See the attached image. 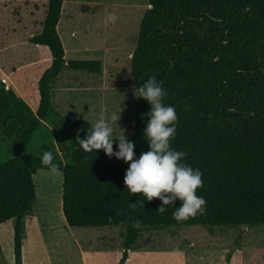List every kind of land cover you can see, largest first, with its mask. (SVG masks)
I'll list each match as a JSON object with an SVG mask.
<instances>
[{
    "label": "trees",
    "instance_id": "trees-1",
    "mask_svg": "<svg viewBox=\"0 0 264 264\" xmlns=\"http://www.w3.org/2000/svg\"><path fill=\"white\" fill-rule=\"evenodd\" d=\"M25 6L16 10V18ZM62 6L63 0H47L43 19L26 34L34 53L46 59L35 89L26 91L36 103L35 113L14 87L0 86V134L11 149V157L0 163V225L14 223V264H23L24 219L37 199L33 175L48 170L41 164L42 155L28 152L27 146L42 121L56 114L53 83L66 69L95 74L102 69L100 61L65 59L57 30ZM6 39L1 26L0 49ZM27 69L13 74L17 83L27 81ZM130 69L136 88L152 75L163 81L164 103L174 106L178 117L170 145L186 152L184 161L203 173L197 195L206 200V212L178 222L172 213L179 201L165 206L164 213L156 211L158 198L141 204V194H130L123 183L126 163L109 158L103 150L85 152L75 139L67 163L44 148L53 153L63 173L62 212L67 224L124 227L126 252L119 264H124L143 230L264 226V0H149ZM149 110V104L138 98L134 135L128 138L137 156L148 150L143 128ZM72 125L85 132L91 128L87 120ZM137 222L140 226L133 227Z\"/></svg>",
    "mask_w": 264,
    "mask_h": 264
},
{
    "label": "rangeland",
    "instance_id": "rangeland-1",
    "mask_svg": "<svg viewBox=\"0 0 264 264\" xmlns=\"http://www.w3.org/2000/svg\"><path fill=\"white\" fill-rule=\"evenodd\" d=\"M46 5L47 0H0V27L7 31L5 46L0 49V86L14 87L33 113L36 103L26 91L35 89L46 59L34 53L26 34L32 33L35 21L43 19ZM24 6L16 18V10ZM148 8L149 0H63L57 30L65 59L100 61L102 69L96 74L66 69L56 78L51 91L56 114L42 121L28 152L42 155L49 147L67 163L72 142L86 135L73 127V121L87 120L92 126L95 119L120 107L115 134L124 129L127 138L133 137L138 98L133 95L136 87L130 59ZM108 12L118 15L115 24L104 23ZM31 54L34 57L27 61ZM25 67L27 81L19 84L13 74ZM10 157V141L0 134V163ZM33 181L37 199L31 215L24 219L23 264L120 263L126 252L124 227L69 226L62 212V171L52 174L40 169ZM13 234L12 220L0 225V264H14ZM127 253L124 264H264V226L215 227L209 231L202 225H182L143 230Z\"/></svg>",
    "mask_w": 264,
    "mask_h": 264
},
{
    "label": "clouds",
    "instance_id": "clouds-1",
    "mask_svg": "<svg viewBox=\"0 0 264 264\" xmlns=\"http://www.w3.org/2000/svg\"><path fill=\"white\" fill-rule=\"evenodd\" d=\"M117 20L115 12H108L104 17L106 24H115ZM166 94L163 81L155 75L133 90L135 97L143 98L150 106L146 113L148 120L143 128L148 150L139 156L134 151V142L127 138L124 129L119 127L122 131L118 136L115 134L114 125H118L121 107L106 117L95 119L85 137L77 138L85 152L96 154L97 150H103L109 158L115 157L128 165L123 183L130 194H141V204L144 200L158 198L161 204L156 211L164 213L165 206L176 205L179 201L172 216L180 222L204 215L207 202L203 196L197 195V189L203 187V173L184 161L186 152L174 150L170 145L176 135L178 117L175 107L164 103ZM54 159L51 151L43 152L40 157L41 164L52 174L59 171V165ZM130 207L135 209V203H130ZM139 226L138 222L133 224L135 228Z\"/></svg>",
    "mask_w": 264,
    "mask_h": 264
},
{
    "label": "crops",
    "instance_id": "crops-1",
    "mask_svg": "<svg viewBox=\"0 0 264 264\" xmlns=\"http://www.w3.org/2000/svg\"><path fill=\"white\" fill-rule=\"evenodd\" d=\"M26 245V244H25ZM23 250H24V248H23ZM27 250V249H26ZM25 252H27V251H25Z\"/></svg>",
    "mask_w": 264,
    "mask_h": 264
}]
</instances>
